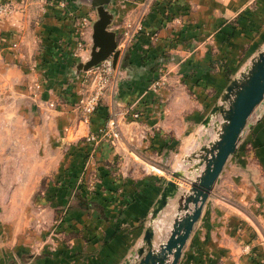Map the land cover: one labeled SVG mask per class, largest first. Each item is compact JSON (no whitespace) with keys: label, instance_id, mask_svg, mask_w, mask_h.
Masks as SVG:
<instances>
[{"label":"crops","instance_id":"crops-1","mask_svg":"<svg viewBox=\"0 0 264 264\" xmlns=\"http://www.w3.org/2000/svg\"><path fill=\"white\" fill-rule=\"evenodd\" d=\"M19 6L0 19V206L22 216H0V264L122 263L142 246L156 200L182 170L177 196L154 221L157 248L199 174L186 159L198 148L196 126L264 44V0H113L121 79L91 120L79 107L86 71L74 72L88 60L95 10L85 0ZM82 16L90 18L85 26ZM129 25L139 30L124 48ZM163 72L166 85L153 89ZM262 112L226 163L178 264H264ZM92 134L98 139L82 163L78 143ZM168 206L173 216L163 214Z\"/></svg>","mask_w":264,"mask_h":264},{"label":"water","instance_id":"water-1","mask_svg":"<svg viewBox=\"0 0 264 264\" xmlns=\"http://www.w3.org/2000/svg\"><path fill=\"white\" fill-rule=\"evenodd\" d=\"M97 13L92 23L93 43L88 60L78 61L75 76L98 66L104 59L112 57L117 66L121 51L118 48V34L110 27L115 19V12L109 8L113 0H85ZM264 103V49L253 57L251 65L240 77L232 79L222 94L221 103L215 104L204 119L205 127L211 126L214 116L222 115L223 121L218 130V139L193 151L186 157L192 165L189 171L199 174L190 181L188 192L178 200V214L175 217L168 239L154 248V221L161 211L174 199L179 190V182L186 175L182 170L174 171L156 200L150 214L149 224L145 229L143 244L134 255L120 264H178L183 248L193 231L195 223L201 217L203 207L247 127L249 119L257 106ZM261 118V115L258 119ZM196 161V162H195ZM184 211V212H183ZM172 257V260L170 261Z\"/></svg>","mask_w":264,"mask_h":264},{"label":"built area","instance_id":"built-area-1","mask_svg":"<svg viewBox=\"0 0 264 264\" xmlns=\"http://www.w3.org/2000/svg\"><path fill=\"white\" fill-rule=\"evenodd\" d=\"M17 12L14 0L12 2L3 0L0 2V19L3 17H12ZM90 22L88 16H82L80 23L82 26L87 25ZM130 26V25H129ZM139 28L137 25L135 27L130 26L125 34V46L126 48L130 42H132ZM16 45V44H15ZM82 46V43H80ZM121 79V71L117 66L114 65L112 57L104 59L98 66L86 71V75L83 77V83L86 85V91L82 94V98L79 102L80 110L83 112L86 120H91L92 115L97 111L101 103L104 101L106 95L110 92L114 93L118 83ZM167 74L163 72L159 78L155 79L151 83L153 89H158L166 85ZM133 117L138 119L140 117V112H134ZM110 131L114 138H118L120 135V130L117 122L114 120L110 126ZM96 134V133H95ZM92 134L87 140L93 144L97 141V135ZM107 135V130L104 132ZM92 151V150H91ZM90 151V152H91ZM89 152V157L91 153ZM88 157V158H89ZM85 176L81 175L80 179Z\"/></svg>","mask_w":264,"mask_h":264},{"label":"rangeland","instance_id":"rangeland-1","mask_svg":"<svg viewBox=\"0 0 264 264\" xmlns=\"http://www.w3.org/2000/svg\"><path fill=\"white\" fill-rule=\"evenodd\" d=\"M6 1H10V2H12L13 0H6ZM23 1L25 2V0H14V2H15V6H16V8H17V11L20 9V6L19 5H21L22 3H23ZM94 10H95V8H93ZM95 12H96V10H95ZM96 15H97V13H96ZM4 19H7L8 17L7 16H5V17H3ZM261 49L260 50H263L264 49V44H262L261 46ZM259 50V51H260ZM258 51V52H259ZM258 52L253 56V57H255L257 54H258ZM253 57L249 60V62H246L245 64H243L242 66H243V68H239V70L237 71V73L234 75V76H232V77H228V80H229V83L228 84H230V82L232 81V79H234V78H236V77H240V74L242 73V72H244V71H246L247 70V68L251 65V63H252V59H253ZM241 66V67H242ZM237 70V69H236ZM225 92V91H224ZM221 97H222V94H215L214 95V97H212L211 98V100H210V104H213V106L215 105V104H218V103H221ZM212 106V107H213ZM212 107L210 106V109H209V111H208V114L210 113V110L212 109ZM264 110V103L262 104V106H257L256 107V109H255V111H254V113L252 114V116L250 117V119H249V123L251 124V123H253V122H256L257 120H258V117L260 116V115H262L263 114V111ZM222 121H223V118H222V115L221 114H218L217 116H214L213 117V119H212V121H211V126L210 127H205L204 126V124H203V122L202 123H200L199 125H197L196 126V128H195V130H194V134H193V136H192V138L191 139H194V143H193V147H198L196 150H198V149H200V147L201 146H203V145H205V144H208L209 142H211V141H214V140H216V139H218V130L217 129H215V124L217 123V128L218 129H220V127H221V123H222ZM249 128L250 127H247L246 129H245V131H244V133L242 134V138H241V140H240V142L242 141V139L244 138V136H245V134H246V130H249ZM239 142V143H240ZM200 144V145H199ZM241 144H242V142H241ZM198 145V146H197ZM189 146V145H188ZM190 147V146H189ZM189 151H191V149H186V150H183V152L185 153H189ZM193 151H195V150H193ZM179 162H181V157L179 156V157H177V158H175L174 160H173V162L169 165L171 168H173V167H176L177 166V164L179 163ZM1 196H4V194H1ZM171 206V205H170ZM170 206H168V208L164 211V213L163 214H165V216H173V213H175V211L177 210L176 209V207L175 206H173V207H170ZM27 207V210H29L30 209V206H26ZM0 216H22V213L21 212H19V211H14V210H12L11 208H10V206L9 205H6V203H3V205H1L0 206ZM15 208H16V205H15ZM25 210V206H23V208H22V212ZM28 213L27 214H29V211H27ZM184 212V211H183ZM25 215L24 216H26V213H24ZM144 216H146V217H148L149 215H148V212L144 215ZM145 218V217H144ZM57 224L55 223V226H56ZM165 225H163V223H161V222H159L158 223V226H157V230H158V234H160V233H164V228H166V227H164ZM1 241H2V243H3V241H4V237L1 239Z\"/></svg>","mask_w":264,"mask_h":264},{"label":"trees","instance_id":"trees-1","mask_svg":"<svg viewBox=\"0 0 264 264\" xmlns=\"http://www.w3.org/2000/svg\"><path fill=\"white\" fill-rule=\"evenodd\" d=\"M78 146H80L79 148L82 150V158L84 159L82 161V163H85L89 157V152L92 150L93 148V144L90 143L87 139L85 140H81L79 143H78ZM81 175L79 176V179H80ZM78 179V180H79ZM85 176H83V178H81V181H82V184L85 182ZM77 178L75 179L74 183L76 182ZM45 183V181H43V184ZM74 183L73 182H70L68 187H70L71 189L74 188ZM82 188V185H80V189ZM58 213H60V211H58ZM57 213V214H58Z\"/></svg>","mask_w":264,"mask_h":264}]
</instances>
